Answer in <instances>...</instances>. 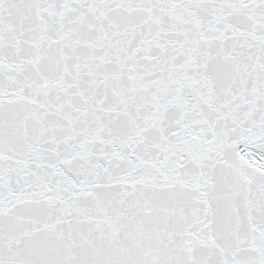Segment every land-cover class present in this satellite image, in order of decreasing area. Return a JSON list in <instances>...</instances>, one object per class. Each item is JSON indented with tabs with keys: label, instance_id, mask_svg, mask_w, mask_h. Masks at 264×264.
<instances>
[{
	"label": "snow or ice",
	"instance_id": "6c2138e0",
	"mask_svg": "<svg viewBox=\"0 0 264 264\" xmlns=\"http://www.w3.org/2000/svg\"><path fill=\"white\" fill-rule=\"evenodd\" d=\"M0 264H264V0H0Z\"/></svg>",
	"mask_w": 264,
	"mask_h": 264
}]
</instances>
